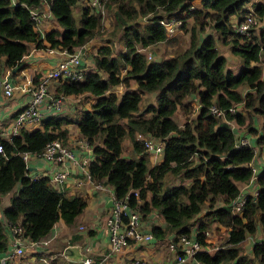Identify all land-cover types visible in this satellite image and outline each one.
Wrapping results in <instances>:
<instances>
[{
    "label": "trees",
    "instance_id": "16d2710c",
    "mask_svg": "<svg viewBox=\"0 0 264 264\" xmlns=\"http://www.w3.org/2000/svg\"><path fill=\"white\" fill-rule=\"evenodd\" d=\"M91 1L0 0V58L11 72L22 69V58L31 46L71 52L89 43L103 33L99 29L106 13L114 18L111 34L119 32L124 47L123 52L113 54V42L106 32V42L93 55L94 69L81 79L55 84L56 94L95 98L89 108H81L78 119L50 115L40 126L21 127L10 138L0 130V205L2 195L18 185L0 214V251L7 250V234H12L14 226L22 228L25 239L39 241L59 218L71 225L85 208L84 197L58 190L48 176L31 177L22 158L23 152L41 153L54 139L66 142V125L75 122L79 137L92 146L87 165L91 178L110 185L116 198L139 211L143 222L157 211L164 225L152 226L155 238L171 243L182 235L196 239L200 249L193 256L198 264H264V168L252 179L251 191L242 194L240 183L249 184L253 176L248 164L254 149L237 145L231 124L254 134L255 144L264 145L260 64L264 26L255 32L254 25L248 34L235 29V22L251 8L257 19H263L264 2L198 0L196 5L195 0H99L101 5H96ZM42 4L49 6L57 23L43 36L30 13ZM172 16L180 17L181 23L170 34L160 20ZM180 31L187 34L185 48L160 58L148 57L142 50L177 41ZM219 44L240 57L239 72L226 64ZM117 85L124 86L120 94L112 89ZM145 93H153L155 102L141 108ZM234 104L239 109L233 112L229 108ZM212 105L223 109V116L213 113ZM178 109L185 116L182 124L175 119ZM138 133L143 137L138 138ZM125 140L131 144L129 152H123ZM147 140L161 144L153 164ZM240 194L244 199L237 212L233 207ZM212 222L227 231L223 244L214 251L208 248L207 237ZM247 238H251L250 254L241 251Z\"/></svg>",
    "mask_w": 264,
    "mask_h": 264
},
{
    "label": "crops",
    "instance_id": "0c3cea01",
    "mask_svg": "<svg viewBox=\"0 0 264 264\" xmlns=\"http://www.w3.org/2000/svg\"><path fill=\"white\" fill-rule=\"evenodd\" d=\"M255 1L258 0H252V2ZM260 1L264 2V0ZM39 11L42 14V20L35 28L40 33H45L47 29L57 26L55 25L56 22L51 18L48 5L42 4ZM61 57L62 53L58 50L51 51L49 47L38 49L31 46L30 51L22 58V69L17 73L11 72L7 67H3L1 63L2 58H0V76L7 75L15 84H20L28 77L33 78L35 75H38L36 77L38 79L41 74L54 67L57 60ZM55 84L56 82L53 81L50 86V91ZM29 97L30 94L28 92H22L20 89H15L9 96L0 94V130H6L11 126V122L17 111L28 101ZM74 97H78V95H69L68 99L74 101ZM8 123L9 125H7ZM66 127L69 130L67 141L75 154L78 156L87 154L91 160L93 153H85L80 149L77 141H75L76 137H79L77 125L69 123ZM233 127L237 135L247 137L251 145H254L253 148L255 147L257 150L254 162L257 166L258 174H260L264 168L263 145L255 144L254 134H249L238 124L234 123ZM257 130L260 132L261 129L258 128ZM125 143L126 142H124L123 147L127 146L125 149L129 150L130 143ZM148 153L152 158L153 156L155 158L158 156L154 154L153 151H148ZM30 166L29 174L33 177H37L49 175L56 168L60 167V163H55L54 161L43 162L39 158L32 157ZM63 166L69 170L67 178L61 183L50 180L52 185L69 196L77 195L84 197L87 200L85 208L77 215L73 224H66L61 218L53 224L50 232L45 237V239L49 240L46 249L37 250L33 245L25 243L24 253L9 258L7 260L9 264H84L82 259H71L63 254L64 247L69 244L79 245L85 256H90L92 264H132L133 260L136 258H143L148 264H166V262L174 258L175 255H182L181 245L179 246L177 243H173L175 248L172 249L170 247L171 242H168L166 239L155 238L154 235L153 239L149 242L132 241L120 252L116 254L111 253L109 249V230L105 224V220L112 210L110 200L112 199L113 190L110 189L112 191L111 193L110 190L95 187L93 182L86 179L81 164L67 161ZM240 187L242 190L247 189L246 192H248L251 191L252 184L240 183ZM14 189L18 190L16 187ZM14 193H16V191L2 195L0 214H2V209L9 205L10 198ZM153 225H164L163 219L155 210L152 211L150 221L143 222V229L151 231ZM9 235L10 234H7L8 248L6 251H0V258L14 247L11 242L12 237L10 238ZM76 236L77 238H75ZM179 264L198 263L194 256H191L187 257Z\"/></svg>",
    "mask_w": 264,
    "mask_h": 264
},
{
    "label": "built area",
    "instance_id": "2783aa9c",
    "mask_svg": "<svg viewBox=\"0 0 264 264\" xmlns=\"http://www.w3.org/2000/svg\"><path fill=\"white\" fill-rule=\"evenodd\" d=\"M91 2L92 4L101 5L99 0H92ZM191 7L194 6L191 5ZM30 13L32 18L35 20V27H37V25L42 20V14L38 9H33L30 11ZM160 22L167 28V31L172 34L178 30V26L181 23V18L178 16H172L170 18H162ZM256 23L257 15L251 8L248 13L245 14L243 19L235 22V29L241 34H248L250 32V29L254 25H256ZM40 34L41 36H43L44 33ZM49 49L51 51L58 50L51 47H49ZM58 51L62 53V57L57 60L54 67L41 74L37 82H34L33 78L28 77L24 82L15 84L9 79L7 75L0 76V94L9 96L15 89H20L22 92L24 91L30 94L28 101L25 102V104L17 111L14 119L11 122V126L6 130H1V134L4 137L10 138L13 135L18 134L21 127H38L40 126L41 120H43L44 118L54 114H62L61 112H63L64 110L70 109V100L68 99L69 95L56 94V92H53L52 90L50 91V86L53 81L57 83L60 80L81 79L84 76V74L87 72L86 64H84L87 54V45H80L71 52L66 50ZM147 56L150 57L151 55L148 54ZM194 106H196V104H194ZM237 108L239 109V107L234 104L229 109L234 112L237 110ZM211 111L218 116H223L224 114L223 109L218 108L215 105L211 106ZM231 124L233 126L234 122H231ZM137 137L142 138L143 136L142 134L138 133ZM237 137L238 146H252L247 137L239 135H237ZM75 141H77L78 146L85 153L93 152L92 146L84 137H76ZM145 144L147 146V150L153 151L156 155L160 151V143H156L152 140H147ZM126 147H123V152L130 151L131 144L129 150H126ZM253 149L254 156L251 162H249L248 164L253 171V176L249 181L250 184H252V179L258 174V169L254 162L257 150L255 149V147ZM262 149L264 151V145ZM0 151H2L1 145ZM32 157L39 158L43 162L54 161L55 163H60V167L56 168L49 175H46L50 180L56 183H61L67 178L69 170L64 167L63 164L67 161H71L81 164L82 171L85 174L86 179L93 182L95 184V187L105 190H113L112 187L110 188V185L95 181L91 178V174H89L87 168L88 162L90 161L89 157L87 156V154L84 156H78L77 154H75L73 149L68 144V141L63 142L60 139H54L48 142L44 150L39 154L23 152L22 158L25 161L27 167L31 165ZM30 176L33 177L32 175ZM134 193L137 194V191H134ZM240 196L241 194L236 198L238 205L233 207V210L237 212L241 210L242 200L244 199ZM112 200L113 204L111 213L105 220V224L109 230L110 252L116 254L123 248H125L129 244V242L132 241H151L153 239V233L149 230L147 231L143 229V221L139 211L137 209L129 208L123 199L116 198L114 195V191L112 193ZM123 216H126V220H123ZM11 231V242L14 247L12 250L7 252L0 258L1 264H9L7 261L9 258L14 255L23 254L25 243L33 245L37 250H44L46 249L49 242V240L45 238L39 241H30L25 239L21 235L22 228L18 225L14 226ZM177 245H181L182 255H175L174 258L168 260L166 264H179L180 262H183L187 257L193 256L194 253L198 249H200V244L198 243V241L194 238H188L186 235H182L179 237ZM170 247L173 249L175 248V245L171 243ZM82 262L84 264H92V260L89 255L85 256V258L82 259ZM132 264H148V262L143 258H136L133 260Z\"/></svg>",
    "mask_w": 264,
    "mask_h": 264
},
{
    "label": "rangeland",
    "instance_id": "374dc122",
    "mask_svg": "<svg viewBox=\"0 0 264 264\" xmlns=\"http://www.w3.org/2000/svg\"><path fill=\"white\" fill-rule=\"evenodd\" d=\"M194 2L196 5L199 4L198 0H195ZM113 22H114L113 16L108 15V13H106L102 18V21H101L102 26L99 29V31L101 30V31H103V33L101 35H99L98 37L92 39L89 43H86L87 48H88L87 54L85 57V63H84V64H86V70L94 69L95 65L93 63V55H94L96 49L100 45H102L106 42V39H105V37L107 36L106 32L108 33V36L112 39V42H113V44H112L113 54H118V53L124 51V47L119 40L120 33L116 32V34H111V31L113 29V25H112ZM190 23H191V20L188 19V24H190ZM55 25H57V23ZM261 26H264V18L260 19V20L257 19V23L254 27L255 32L259 31ZM209 31H211V29H209ZM175 37H176L177 41L161 42V43H158L156 45H152L148 48H144L142 50H144V52L147 55L150 54L151 58H154V57L160 58V56H162L164 54L165 55H167V54L171 55V54H173L174 50H180V49L185 48V46H186V40H187V34L186 33L180 31L177 33V35ZM219 50H220V53L225 56V58L227 60L226 64L228 66L232 67L235 73L239 72L240 68L243 65V62L241 61L240 57L234 55L230 51L229 46H227V45L224 46L222 44H219ZM260 64L262 66L263 75H264V54L261 57ZM130 86H131V88L133 86H135L133 81H131ZM112 89L115 90L118 94H120L123 91L124 86L123 85H117V86H114ZM244 89H246V88H244V87L240 88V90H242V91ZM52 91L55 92L54 85H53ZM94 100H95V98L93 96H89L86 94H80V95H78V97H74V101L70 100V104H69L70 109H66L61 113L67 114L76 120L80 117L81 108L82 107L89 108ZM148 102H153V103L155 102L153 93L152 94L151 93L143 94V99H142V102L140 105L141 108H142V106H144ZM192 103H195V101H192ZM148 115L149 114H147V116ZM175 119L177 120V122L179 124H182L185 121V116L183 115L181 109H178L176 111ZM70 124H76V123L74 122V123H70ZM7 125H9V123ZM27 128H32V127H27ZM124 142H126L125 144L129 143L128 140H125ZM149 158H150L149 160L151 161L152 164L157 162V158H155L154 156L152 158V156L150 154H149ZM15 187L18 189V185H16ZM14 188L9 192L17 191ZM143 220L146 221L148 219L145 217V218H143ZM191 222H192L191 223L192 227H194L195 226L194 224H196L195 219L191 220ZM226 236H227L226 229L223 226L219 225L217 222H212L207 229V237L210 240L208 248H210L211 251H214L215 248H217L218 246L223 244L224 240L226 239ZM241 251L244 253L250 254V252H251V238H247L241 243Z\"/></svg>",
    "mask_w": 264,
    "mask_h": 264
},
{
    "label": "water",
    "instance_id": "95a60500",
    "mask_svg": "<svg viewBox=\"0 0 264 264\" xmlns=\"http://www.w3.org/2000/svg\"><path fill=\"white\" fill-rule=\"evenodd\" d=\"M15 69H13L12 72ZM27 169H30V166L27 167ZM246 191H247V189H243V190H241V193L244 194ZM110 204H113V200L112 199L110 200ZM257 231H258V233H260L259 226H257ZM171 236H172V234H170L169 237H171ZM63 254L66 255L68 258H71V259H83L85 257V254L81 251L80 246L79 245H75V244L66 245L64 247V249H63Z\"/></svg>",
    "mask_w": 264,
    "mask_h": 264
},
{
    "label": "clouds",
    "instance_id": "9594fccd",
    "mask_svg": "<svg viewBox=\"0 0 264 264\" xmlns=\"http://www.w3.org/2000/svg\"><path fill=\"white\" fill-rule=\"evenodd\" d=\"M246 193V192H245Z\"/></svg>",
    "mask_w": 264,
    "mask_h": 264
}]
</instances>
